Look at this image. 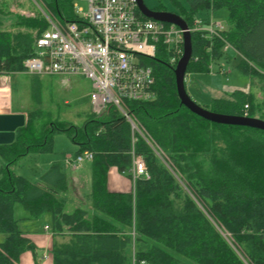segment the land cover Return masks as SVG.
Segmentation results:
<instances>
[{
  "label": "trees",
  "instance_id": "16d2710c",
  "mask_svg": "<svg viewBox=\"0 0 264 264\" xmlns=\"http://www.w3.org/2000/svg\"><path fill=\"white\" fill-rule=\"evenodd\" d=\"M183 1L186 6L172 0L179 10L173 13L190 27L201 13L229 14L228 27L217 35L191 33L193 58L187 74L211 73L218 61L230 59L225 50L230 46L238 53V71L264 90V0ZM0 2L2 9L6 1ZM75 2L53 0V14L62 22H82ZM18 24L17 32L0 29V76L23 71L48 28L42 14L21 18ZM170 59L161 45L148 61L156 77L155 100L129 103L167 162L114 106L101 115L90 114L82 126L40 121L39 112H28L16 141L0 145L5 161L0 167V264H20L26 252L36 254L35 242L15 218L16 204L27 210L31 222L53 215V264H245L243 259L264 264V131L213 123L191 112L182 105L177 65ZM9 94L8 88L0 89V113L8 109ZM205 105L200 106L215 113H247L264 120V101L258 102L253 92L238 90ZM59 133L79 147L76 156L94 154L93 214L79 210L65 221V202L53 192L69 187L59 163L42 176L50 190L11 169L30 154L52 152ZM133 151L144 159L147 176L136 180L133 192L110 191L111 168L133 178Z\"/></svg>",
  "mask_w": 264,
  "mask_h": 264
},
{
  "label": "rangeland",
  "instance_id": "374dc122",
  "mask_svg": "<svg viewBox=\"0 0 264 264\" xmlns=\"http://www.w3.org/2000/svg\"><path fill=\"white\" fill-rule=\"evenodd\" d=\"M6 1L0 11V29L17 32L21 30L19 22L24 17H36L39 14L55 13L52 7L53 0H3ZM186 6L183 0H180ZM150 9L162 8L167 12H178L172 0H145ZM2 5V3L0 2ZM77 9H82L81 16L89 13V3L76 0ZM76 10V8H75ZM187 11L189 9L187 8ZM228 12L226 10L201 13L196 18L213 20L228 27ZM230 59L223 58L213 66L208 74H187L186 88L191 98L198 104L206 107L214 98H228L235 91L242 90L256 94L258 102L264 101L262 87H253L249 78L243 76L237 69L238 53L234 48L228 49ZM3 87L5 88H1ZM10 90L11 107L14 112L28 113L37 111L41 120L67 121L75 126L84 125L88 116L93 113L91 93L92 82L84 76H33L25 69L12 75L0 76V89ZM10 108V101H9ZM262 113H258L261 116ZM259 118V117H258ZM144 127V126H143ZM79 147L75 145L66 133L56 134L53 150L50 153H33L23 158L18 164L11 166L13 172L32 183L50 190L42 176L51 169L54 163H59L68 179V189L61 191L54 189L57 197L65 202L64 220L74 218L79 210L93 214L90 200L93 182V161L85 160L76 168L71 165L76 159ZM0 167H5V161L0 154ZM1 178V175H0ZM108 188L118 192V188L126 192L135 191L134 179L130 173H121L117 168L109 172ZM52 191V190H51ZM15 218L19 221L22 230L37 246L36 254L26 252L20 264H53V227L54 217L48 214L42 220L31 222L27 210L16 204ZM49 232L45 231V228ZM4 237L0 235V240ZM45 255L48 257L45 258Z\"/></svg>",
  "mask_w": 264,
  "mask_h": 264
},
{
  "label": "built area",
  "instance_id": "2783aa9c",
  "mask_svg": "<svg viewBox=\"0 0 264 264\" xmlns=\"http://www.w3.org/2000/svg\"><path fill=\"white\" fill-rule=\"evenodd\" d=\"M84 1L89 3L87 15L81 16L82 9L74 6L80 23L62 22L53 13L43 11L48 28L37 39L35 55L25 60V71L33 76L86 77L93 86V113L101 115L109 106L116 107L131 124L133 132L167 162L166 155L131 112L129 103L155 100L156 77L148 61L156 58L163 45L165 54L171 56V63L178 65L185 51L186 30L145 17L139 10L138 0ZM188 28L191 33L205 31L217 35L224 26L196 18ZM93 159L94 154L85 151L71 165L76 168L85 160ZM131 172L135 183L147 176L144 159L134 151ZM243 261L253 264L247 259Z\"/></svg>",
  "mask_w": 264,
  "mask_h": 264
},
{
  "label": "water",
  "instance_id": "95a60500",
  "mask_svg": "<svg viewBox=\"0 0 264 264\" xmlns=\"http://www.w3.org/2000/svg\"><path fill=\"white\" fill-rule=\"evenodd\" d=\"M140 12L147 18L160 22L176 25L186 30L185 38V51L182 59L179 61L175 68L176 84L179 97L182 105L187 107L194 114L204 118L213 123L249 127L264 131V120L259 118L239 117L225 114H219L209 111L199 104H197L189 95L186 88V76L189 64L193 58V41L192 34L188 31V24L180 15L167 12L156 11L150 9L145 0H138ZM10 108L6 112L0 113V145L12 144L16 141L19 129L25 127L27 123L26 115L24 114H11Z\"/></svg>",
  "mask_w": 264,
  "mask_h": 264
},
{
  "label": "crops",
  "instance_id": "0c3cea01",
  "mask_svg": "<svg viewBox=\"0 0 264 264\" xmlns=\"http://www.w3.org/2000/svg\"><path fill=\"white\" fill-rule=\"evenodd\" d=\"M208 22H209V20H207ZM224 26V25H223ZM2 87H3V85H2ZM9 96H11V92H10V90H9ZM12 105H11V99H10V111H9V113H11V114H24V115H26V118H27V113H18V112H14L13 110H12V107H11ZM111 191V190H110ZM117 191L118 192H126L125 191V189H122V188H118L117 189ZM115 192V191H114ZM46 231V230H45ZM46 232H49V229L46 231ZM51 236H53V235H51ZM53 239V238H52Z\"/></svg>",
  "mask_w": 264,
  "mask_h": 264
}]
</instances>
